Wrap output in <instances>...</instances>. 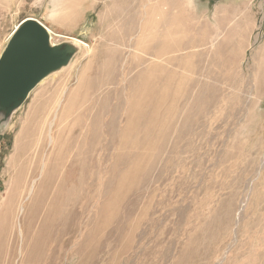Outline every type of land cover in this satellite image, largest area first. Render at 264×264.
Returning a JSON list of instances; mask_svg holds the SVG:
<instances>
[{
  "label": "rangeland",
  "instance_id": "obj_1",
  "mask_svg": "<svg viewBox=\"0 0 264 264\" xmlns=\"http://www.w3.org/2000/svg\"><path fill=\"white\" fill-rule=\"evenodd\" d=\"M60 1L0 0V55L26 17L55 43L86 44L0 127L1 209L18 139L37 125L26 211L46 193L36 231L48 234L23 248L18 233L3 264H264V0L162 3L174 17L154 14L156 28L154 0ZM82 81L86 96L75 91ZM63 91L76 102L54 128L57 142L46 123L36 146L42 112Z\"/></svg>",
  "mask_w": 264,
  "mask_h": 264
},
{
  "label": "bare ground",
  "instance_id": "obj_2",
  "mask_svg": "<svg viewBox=\"0 0 264 264\" xmlns=\"http://www.w3.org/2000/svg\"><path fill=\"white\" fill-rule=\"evenodd\" d=\"M85 1L86 0H69V2L72 5L81 6V7L85 5ZM154 1H156V3L152 5L150 11L152 15L149 17L148 23L151 24L153 28H156L159 27L163 21L156 19L155 18L156 15L164 16V14L166 13L168 16L174 17V15H170L168 12H163V9L161 7L162 3L164 5L173 6L176 0H154ZM56 3L61 4V1L56 0ZM143 3L145 2L143 1ZM110 13H112V15L114 16L117 13V11L113 9L112 12ZM124 19L127 18L124 17ZM148 23H146L145 25H147ZM18 24L15 25V28L18 26ZM48 30L52 34V31L49 28ZM11 33L12 32H10V34ZM10 34L8 35V38ZM153 35H154L153 37L156 39L155 40L156 43L154 41H151V43L154 44L155 49L158 48L159 50L160 48L159 41H160L161 32L158 33L156 30V33L155 34L153 33ZM62 41L70 42L78 48H82L84 47V45H86L82 40L78 38H70ZM162 44L165 43L163 42ZM145 81L146 78L144 80V83ZM77 88L78 89L75 90L77 92L76 94H81L84 96H86L90 90L88 86H85L83 81L80 82ZM146 91L149 90L145 89V86L142 87V90L139 92V96H140L139 100L136 104L133 105L132 113L136 117H141L142 115H144L146 106H145V99L144 98L142 99V96L144 97L147 94ZM75 102H76L75 95L68 98V94L67 93L65 94V92L63 91L62 95L53 101L51 107L49 106L46 109H44V111L42 112V116L40 117L43 123H41V129H40L41 131L39 136L37 137V141L35 142L36 146H38L45 139L46 133L44 132V126L46 123H48L50 126V132L47 134V137L51 139V142H53L54 144L57 142L53 135L54 128L55 126L57 127L59 126V124H61L62 120H64L65 117L68 115V112H70L71 109L74 107L73 105L75 104ZM62 108H64L63 113L60 114V110ZM93 122L88 125L86 124L77 125V127L73 128L72 133L76 134L82 129L83 126H86V130H85L86 132L83 133V135H85L88 131L93 130L92 128V126L94 125ZM132 124H137V121L135 119H132V121L129 120V124L127 125L126 128L123 129L121 141L124 144L128 143L129 132L131 130ZM36 131H37V125L33 132L24 133L18 139L20 143L17 146V154L12 159V168L15 170V175L13 178L12 187L9 196L4 206L0 209V264H3V262L5 261L4 259L8 255L15 256V249L18 243V233L20 234L19 236H23V248L30 239V237H32L33 239V246L35 248H40L42 244H44V242L48 239V234L47 232H45L47 230L44 229V230L36 231V226L40 218V210H42V207L46 202V198H44L46 193H44L43 195H41L40 192L36 193L31 208L26 211V202H28L27 200H30L31 195L35 190V186L37 182L36 181L37 179L34 180V178L31 180V182H29L28 180L29 165L31 163V158H29L28 153L31 152L30 150L32 148V141L34 140ZM70 157L72 158V161L70 163L75 162L76 158L71 153H70ZM34 168H36V166H34ZM18 206H19L18 208L19 212H17ZM33 208L34 211L32 212ZM21 210H23V212L20 216ZM15 224L18 227L17 230L14 229Z\"/></svg>",
  "mask_w": 264,
  "mask_h": 264
},
{
  "label": "water",
  "instance_id": "obj_3",
  "mask_svg": "<svg viewBox=\"0 0 264 264\" xmlns=\"http://www.w3.org/2000/svg\"><path fill=\"white\" fill-rule=\"evenodd\" d=\"M79 49L67 41L55 43L40 20L24 18L0 55V127L45 78L67 66Z\"/></svg>",
  "mask_w": 264,
  "mask_h": 264
}]
</instances>
